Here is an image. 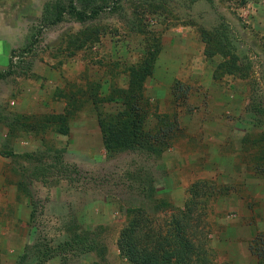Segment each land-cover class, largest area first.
Listing matches in <instances>:
<instances>
[{
	"label": "rangeland",
	"instance_id": "1",
	"mask_svg": "<svg viewBox=\"0 0 264 264\" xmlns=\"http://www.w3.org/2000/svg\"><path fill=\"white\" fill-rule=\"evenodd\" d=\"M107 1L0 0V264H131L133 210L165 226L199 181L214 263L264 264V0ZM126 94L164 152L105 149Z\"/></svg>",
	"mask_w": 264,
	"mask_h": 264
},
{
	"label": "trees",
	"instance_id": "2",
	"mask_svg": "<svg viewBox=\"0 0 264 264\" xmlns=\"http://www.w3.org/2000/svg\"><path fill=\"white\" fill-rule=\"evenodd\" d=\"M78 3L79 6L74 3L70 5L69 13L80 22L95 20L102 11L111 9L107 0H79ZM60 21L62 17L57 19V22ZM141 69L142 72L138 74L143 78L147 68ZM181 88L180 84L175 87V96L180 95L178 93ZM131 97L128 94L118 97L115 102L120 107L117 110H98L105 149L115 156L132 150L164 152L167 144L159 140L162 135L154 140L155 137L144 130L145 116L142 113L145 111ZM214 187L208 181H199L193 185L189 202L184 209L174 212L170 223L165 226L157 227L142 210H133L131 222L124 227L119 237L120 254L131 264H215L210 253V228L204 223L205 213L199 210L203 198L212 197ZM200 189H205L206 193H201ZM259 255L264 257L262 252Z\"/></svg>",
	"mask_w": 264,
	"mask_h": 264
},
{
	"label": "crops",
	"instance_id": "3",
	"mask_svg": "<svg viewBox=\"0 0 264 264\" xmlns=\"http://www.w3.org/2000/svg\"><path fill=\"white\" fill-rule=\"evenodd\" d=\"M5 230H8V228L5 227L4 225H1V224H0V244H1V242L4 241V239H5V238H4V239L2 238V234H3V233H1V232L5 231Z\"/></svg>",
	"mask_w": 264,
	"mask_h": 264
}]
</instances>
